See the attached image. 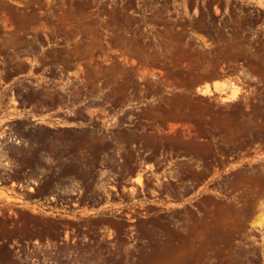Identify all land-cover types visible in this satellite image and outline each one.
<instances>
[{
  "label": "rangeland",
  "instance_id": "rangeland-1",
  "mask_svg": "<svg viewBox=\"0 0 264 264\" xmlns=\"http://www.w3.org/2000/svg\"><path fill=\"white\" fill-rule=\"evenodd\" d=\"M0 264H264V0H0Z\"/></svg>",
  "mask_w": 264,
  "mask_h": 264
}]
</instances>
